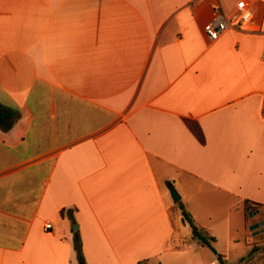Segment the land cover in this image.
I'll return each mask as SVG.
<instances>
[{"label":"crops","instance_id":"crops-1","mask_svg":"<svg viewBox=\"0 0 264 264\" xmlns=\"http://www.w3.org/2000/svg\"><path fill=\"white\" fill-rule=\"evenodd\" d=\"M263 53L264 0H0V264H264Z\"/></svg>","mask_w":264,"mask_h":264},{"label":"built area","instance_id":"built-area-1","mask_svg":"<svg viewBox=\"0 0 264 264\" xmlns=\"http://www.w3.org/2000/svg\"><path fill=\"white\" fill-rule=\"evenodd\" d=\"M214 16L204 25V32L207 37L215 41L229 29L242 31H253L255 29V13L252 6L244 4L233 12L227 13L217 2L214 6ZM264 55V53H263ZM51 227L50 223L45 225V229Z\"/></svg>","mask_w":264,"mask_h":264},{"label":"trees","instance_id":"trees-1","mask_svg":"<svg viewBox=\"0 0 264 264\" xmlns=\"http://www.w3.org/2000/svg\"><path fill=\"white\" fill-rule=\"evenodd\" d=\"M13 115L14 114L12 112L3 109L0 106V126H2L5 130H9L13 125V121H11L9 119H12ZM181 208H182L183 219H184V221H186L190 224L194 238L199 243H201L202 245H206V246L210 247L213 251L216 252V250L213 246V242L215 241V238L213 236L208 235L207 232H205V230L203 228H200L195 224L192 215L190 214V212H188L185 209V207L183 205H181ZM75 249H76L77 254H78L79 263L80 264H86L83 253H82L80 237L78 234L76 235V238H75ZM254 250H255V248L252 250V252ZM251 255H252V253H250L249 256H251ZM249 256H248V258H249ZM139 264H152V263H149L147 260H141L139 262ZM155 264H159V263H155Z\"/></svg>","mask_w":264,"mask_h":264},{"label":"rangeland","instance_id":"rangeland-1","mask_svg":"<svg viewBox=\"0 0 264 264\" xmlns=\"http://www.w3.org/2000/svg\"><path fill=\"white\" fill-rule=\"evenodd\" d=\"M251 213H252V212H250V213L247 214V218H248V220L253 221L254 218H253V217H252V218L250 217ZM233 229H234L233 231H234L235 235H239V237H242L243 245L247 244V238H249V237H250V240H252V241H253L254 239H256L254 236H248V237H247V235H246V239H245V229L242 228V227H240V226H236V227H234ZM222 245H223V246L226 245V241H225V240H222ZM249 247H250V246H249ZM262 247L264 248V246H262ZM262 247H261V248H262ZM259 248H260V247H259ZM235 254H236V253H234V256H232V258L229 260V261H230V264H237V262L239 261V259L237 258L238 255L235 256ZM246 260H249L248 257L246 258Z\"/></svg>","mask_w":264,"mask_h":264},{"label":"water","instance_id":"water-1","mask_svg":"<svg viewBox=\"0 0 264 264\" xmlns=\"http://www.w3.org/2000/svg\"><path fill=\"white\" fill-rule=\"evenodd\" d=\"M169 189H170V192H171V195H172V198H173L174 202H178L180 200V195L178 194V192L176 191L174 186L170 185ZM263 225H264V220H261L260 222H257L255 224H253L251 226V229H257V228H259L260 226H263ZM73 228L76 230L78 228V226L75 224L73 226Z\"/></svg>","mask_w":264,"mask_h":264}]
</instances>
